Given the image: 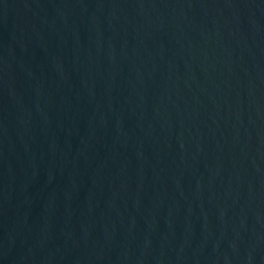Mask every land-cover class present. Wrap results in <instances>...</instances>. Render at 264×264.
Returning a JSON list of instances; mask_svg holds the SVG:
<instances>
[{
	"label": "water",
	"instance_id": "water-1",
	"mask_svg": "<svg viewBox=\"0 0 264 264\" xmlns=\"http://www.w3.org/2000/svg\"><path fill=\"white\" fill-rule=\"evenodd\" d=\"M0 264H264V0H0Z\"/></svg>",
	"mask_w": 264,
	"mask_h": 264
}]
</instances>
